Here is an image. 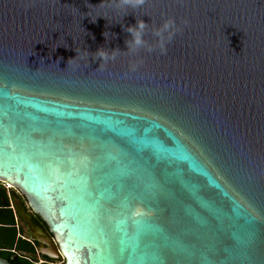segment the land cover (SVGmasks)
Segmentation results:
<instances>
[{
  "label": "water",
  "instance_id": "water-1",
  "mask_svg": "<svg viewBox=\"0 0 264 264\" xmlns=\"http://www.w3.org/2000/svg\"><path fill=\"white\" fill-rule=\"evenodd\" d=\"M0 182L61 264H264V0H0Z\"/></svg>",
  "mask_w": 264,
  "mask_h": 264
},
{
  "label": "flooded vegetation",
  "instance_id": "flooded-vegetation-1",
  "mask_svg": "<svg viewBox=\"0 0 264 264\" xmlns=\"http://www.w3.org/2000/svg\"><path fill=\"white\" fill-rule=\"evenodd\" d=\"M38 227L47 233L42 222L31 212L16 190L0 182V257L7 260L16 256L17 259L11 262L21 264L19 258L22 255L38 256L34 260L30 259L32 264H53L56 260L39 252L49 248L39 245Z\"/></svg>",
  "mask_w": 264,
  "mask_h": 264
},
{
  "label": "clouds",
  "instance_id": "clouds-1",
  "mask_svg": "<svg viewBox=\"0 0 264 264\" xmlns=\"http://www.w3.org/2000/svg\"><path fill=\"white\" fill-rule=\"evenodd\" d=\"M119 2L123 5L138 7L142 5L145 0H119ZM95 20L91 18L92 22H95ZM147 27L148 26L143 20H137L135 25L128 26L126 28V31L131 34L130 40L126 41L128 50L134 51L135 49L144 47L146 45L147 42L144 40V33ZM177 31H179V26L177 25L176 21L171 18L165 19L159 27L154 29L153 35L156 37V46L159 47L162 53L166 51V45L171 42ZM104 36L107 40L110 36V33L105 32ZM148 50L151 51L152 48L149 47ZM115 52L116 51L109 53L106 49L99 48L93 55L95 58L106 61L109 58H114L113 53Z\"/></svg>",
  "mask_w": 264,
  "mask_h": 264
},
{
  "label": "rangeland",
  "instance_id": "rangeland-1",
  "mask_svg": "<svg viewBox=\"0 0 264 264\" xmlns=\"http://www.w3.org/2000/svg\"><path fill=\"white\" fill-rule=\"evenodd\" d=\"M25 235H27V233L25 232ZM23 258H29L31 260H34L36 258H38V256H29V255H22ZM62 261L61 260H56L55 262H53V264H61Z\"/></svg>",
  "mask_w": 264,
  "mask_h": 264
},
{
  "label": "trees",
  "instance_id": "trees-1",
  "mask_svg": "<svg viewBox=\"0 0 264 264\" xmlns=\"http://www.w3.org/2000/svg\"><path fill=\"white\" fill-rule=\"evenodd\" d=\"M19 259H20L21 264H32V263L28 262L26 259H24L23 257L19 258Z\"/></svg>",
  "mask_w": 264,
  "mask_h": 264
},
{
  "label": "built area",
  "instance_id": "built-area-1",
  "mask_svg": "<svg viewBox=\"0 0 264 264\" xmlns=\"http://www.w3.org/2000/svg\"><path fill=\"white\" fill-rule=\"evenodd\" d=\"M26 260H27L28 262H31L30 259H28V258H26ZM31 263H32V262H31Z\"/></svg>",
  "mask_w": 264,
  "mask_h": 264
}]
</instances>
